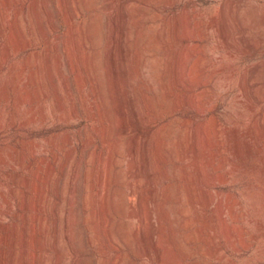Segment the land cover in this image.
I'll use <instances>...</instances> for the list:
<instances>
[{
	"label": "rangeland",
	"instance_id": "1",
	"mask_svg": "<svg viewBox=\"0 0 264 264\" xmlns=\"http://www.w3.org/2000/svg\"><path fill=\"white\" fill-rule=\"evenodd\" d=\"M120 6L119 0H0V57L4 51L7 53L0 67V264L11 263L10 253L11 264H35L32 251L36 252L39 264H54L55 252L49 237L54 223L63 255L57 264H173L163 244L169 235L164 212L173 221L178 208L183 212L187 238L201 254V263L264 264V240L260 237L244 252L229 245L236 241V237L228 235L230 231L234 234L243 229L259 230L246 218L234 220L230 210L223 206L227 200L224 194L228 193L237 201V211L252 218L264 217L253 187V183L264 178V163L260 160L263 153L258 151L264 146V126L259 129L264 123V0H139L131 8L143 9L152 18L148 31L151 58L145 64H137L132 55L121 58L117 48L115 58H110V18L116 21L117 8H123ZM255 11H261L259 55L254 53L233 61L220 31L235 32L236 36L245 30L247 39L252 41L256 34ZM89 16L93 18L95 37L99 41L100 36L104 49L99 77L113 124L117 116L114 100L108 94V74L112 68L120 99L129 104L127 109L132 113H127L132 114V120L136 116L135 121L141 122L140 115L146 118L151 105L160 104L168 110L176 107L168 118L170 138L162 156L152 151L151 182L144 175L128 176L130 158L125 151L132 133L121 138L124 157L119 167L120 187L124 194L132 186L137 192L140 188L147 200L141 211L138 200L131 202V207L121 199L120 216L112 212L106 220L100 214L99 198V172L106 151L101 107L90 95L84 37L76 30L88 25ZM133 23L132 42L136 37ZM203 53H210L208 57L215 62L211 70L214 78L206 90L191 89L190 80L195 76L192 64ZM257 60L261 61L260 81L256 90L246 87L245 105L236 83L238 71L228 74L222 65L230 63L241 69ZM209 95L216 106L200 114L197 106ZM254 117H261L256 125L260 137L253 130ZM214 126H218L216 131ZM175 136L179 137L178 144ZM235 148L245 156L243 174L234 171L240 163L233 153ZM227 171L231 179L228 184H212L215 175ZM42 188L48 198L43 201L46 211L39 212L46 217V229L49 224L50 232H39L36 224L35 233L47 243L40 248L32 240L27 224L39 210L42 199L36 195ZM164 190L171 193L169 199ZM116 221H120L118 233L122 240L115 237L112 244L108 229H115L113 234L116 233ZM60 233L68 236L61 238Z\"/></svg>",
	"mask_w": 264,
	"mask_h": 264
},
{
	"label": "bare ground",
	"instance_id": "2",
	"mask_svg": "<svg viewBox=\"0 0 264 264\" xmlns=\"http://www.w3.org/2000/svg\"><path fill=\"white\" fill-rule=\"evenodd\" d=\"M138 1L139 0H119V4L123 8H117L118 9V13H117V19L115 18L116 21H114L112 18H110L111 19L110 23H111L112 28H113V31L111 32L109 40H108V46L110 47L109 54H110V58L111 59L115 58V55H114L115 48H117L121 58H128V56L132 55L134 57L135 61L137 62V64H145L151 58V56L149 55V52H148V49L150 47V39H148V31L151 28V19L152 18L143 9L138 10L137 8H131ZM100 9H102V8H100ZM222 9L224 10L226 8H222ZM229 10H231V9H229ZM227 11L228 10H226V13H227ZM260 12L259 11L258 12L255 11V14L252 13V14H254L255 19H256L255 26H254V28L256 30V34H255L254 38L252 39V41H249L247 39V34L244 32L245 30L242 31V32H241V30H239L241 33L236 35V36L234 34L235 32L232 33L230 31H225V30L220 31V32H222V38H223L222 40H224V44H226L227 52L229 54V57L232 58L233 61H234V58H239L240 59V58H244L246 55H251V54H254V53L259 55V51H260V47H261V41H260L261 39H259L260 38L259 37V30H260V21H261ZM90 15H91V13H90ZM92 19L93 18H91L89 16V19H88V22H87L88 25L86 27H82L81 26L83 28L82 30L80 29L81 27L78 26V28H76V30L78 31V34L82 32L83 33V37H84V39H82V42L85 43V44L84 45L82 44V45L85 46L84 61H85L87 79H88V81L90 83V89H89V90H91L90 91L91 92L90 95L93 96L94 103H96L97 106L101 107L100 117H101V120L103 122V135L102 136H103V141L105 143L104 145L106 147V151H105L104 157L102 159V166L100 167L101 170L99 172L100 173V187H101V190H100V197L99 196L98 197L101 198V200L99 199L101 201V207H100V212L101 213L100 214H101V216H105V218L103 220H106V216L107 215H111L113 213H115V215L118 214V216H120V209H118L119 200H121V199L123 201L126 200L125 202L128 205H130L131 207H132V203L131 202L138 200L137 201L138 205L140 207V210L142 211L143 208H144V203H145L144 201L147 198L146 194H145V191H143V190L140 191V188L138 187L140 185H138L137 183H135V184L138 185L137 186L139 188L138 192L136 190L134 191V189H136V188L133 189L132 188L133 186H132V187H130L129 193L124 194L122 189H121V187H120V172L121 171H120L119 167H120L121 161H122V159L124 157V153H123L122 148H121V138L124 135H128L129 133H132L131 136H130V139H129L127 150L125 151L126 152L125 154L127 156H129V158H130L129 159V164H130L129 171L127 170V172L129 173L128 176L130 177V176L136 175V174L144 175V177H146V181L151 182L152 181V175L151 174H154L153 172L151 173V162H152L151 161V154H152V151H156L157 154L161 157L162 156V154H161L162 151L164 150V148L169 143V138H170V133H169L170 132V125H169L170 122L169 121L170 120H168V118L173 116V114L176 111V107H173L174 106L173 105L172 108H170L171 110H168L166 108H163V106H161L160 104L151 105L150 112L148 113L147 116H145L146 118H142L143 114L140 115V117L142 119V120L140 119L141 122H138V121L136 122L135 121L136 120V116H134L135 114L133 115L135 117V118L133 117L135 120H132L131 117H130L132 114L129 116V114L127 113L128 111H131V110L127 109V105H129V104L126 105L122 101V99H120V96H119V93H118L120 91H118V84H117L116 79H115L114 68L111 67L112 71L108 74V76H110L111 88H110V92L108 91L109 92L108 94L110 95L112 100H114V103L113 102L112 103L114 104L115 115L117 116L115 125L113 124V122L111 120V114H110V112H109V110H108V108L106 106L107 103H106V100H105V97H104V94H103V91H102V84H101V80H100V77H99V68H100L99 62H100V57H101L104 49L101 46L102 43H101V40H100V36H99V41H98V38L95 37L94 30H93V25H92ZM108 19H109V17H108ZM84 20H85V18H84ZM131 21L134 22L133 25L135 27V36H136L134 38L133 42L131 41V35H130V33H131L130 32L131 31L130 30V24L132 23ZM243 28H244V26H243ZM107 30H109V29H107ZM40 32H41V34H43L45 36V32L42 29H40ZM105 32H107V31H105ZM102 40H104V39H102ZM104 44H105V42H104ZM221 44H223V43H221ZM204 53H203L202 56L198 57L197 59L195 58V61H193L192 67L194 69V73H195L194 75L195 76L190 80L189 88H191V89L193 87H198V88H202V90H206V88L210 85V83L212 82V80L214 78V74H213V72L211 70L214 67L215 62H214L212 57H208L210 53L208 54V56L206 54H204ZM6 54L7 53H5V51L1 54L2 56L0 57V67H2V63L4 62V60L6 58ZM221 56H223V55H221ZM111 59H109L108 61H110ZM225 59H226V57H225ZM260 60H257L253 64L251 63L250 65H246V66L242 67L241 69L237 68L238 66L237 67L236 66L233 67L232 64H230V63L222 65L223 66L222 69L227 71L228 74H234L235 75V72L238 71L237 72L236 83H237V86H238V89H239V95L243 98V102L241 101V103H245V105H247V102L245 100V95H244V94H246L245 93L246 87L250 86V87L254 88V90H256V88L258 87V84H259V81H260V66H261V61ZM228 62H230V61L228 60ZM111 66H113V64ZM219 70H221V69H219ZM1 88H3V87H1ZM249 91H250V89H249ZM122 94H124V92ZM120 95H121V93H120ZM124 95H127V94H124ZM253 101H254V99H253ZM126 103H128V102H126ZM253 103H255V102H253ZM97 106H95V108ZM215 106H216V101H214V98L211 95H209V96H205V99L203 100V102L199 103V105L197 106V110L201 114L204 111L213 110L215 108ZM135 112L136 111H134L133 113H135ZM131 113H132V111H131ZM98 117H99V115H98ZM260 121H261V117H254V125H253L254 132L258 131L256 125ZM261 125H262V127H259V129L263 128L264 123H261ZM212 128L214 129L213 131H216L218 126H214ZM263 130H264V128H263ZM236 131H238V130H236ZM257 133L259 135L261 133V131H260V133H259V131ZM236 135H238V134H236ZM256 136H257V134H256ZM259 137H260V135H259ZM234 138H235V136H234ZM235 139H237V137ZM261 139H260V141H261ZM178 141H179V137H176V139H175V142H177L176 144H178ZM256 143H257V141H256ZM207 145H208V143H207ZM263 147H259L258 148L259 149L258 150L259 153H261V152L263 153L262 155H260V160L262 161V163H264V148ZM233 153L240 160V163L235 165L234 171L236 173V171L238 170V172H241L243 174V172H245V169H244L243 165L246 164L244 162L245 161L244 153L242 151H240L238 148H235ZM102 156L100 158H102ZM158 164H160V163H158ZM164 170H165V168H164ZM254 170H255V168H254ZM254 170H252L253 171L252 173H254ZM261 172H264V169H262ZM249 174H251V173L249 172L248 175ZM258 174L260 175V173H258ZM161 175H163V173H161ZM229 175H230V172H228V171L223 173V174L215 175L211 179V182H212L213 185H216V186H218V185H226L231 180V179H229L230 178ZM236 176H238V175L236 174ZM234 179H236V178H234ZM185 180H186V178H185ZM135 181L137 182L138 180H135ZM232 182L233 181H231V183ZM128 184H129V182H128ZM165 187H166V185H165ZM253 187H254L255 192H256L255 194H256V196L259 197V200H260V203H261L260 204V208H261L260 210H262L264 212V178H263V180L260 179L255 184L253 183ZM53 189H55V188H53ZM37 191L39 193V196L37 197V195H36V198H41L42 199V200L40 199L41 200V205L38 206V204H40V203H38V204L35 203V206L37 205L38 206L37 209L39 208V210H38V212L35 211L37 209L34 210L35 214L32 215V217H31L30 221L28 222L27 226H28V228H29V230L31 232L32 237H33L32 240H34V242H37L38 245H40V248H41V246L43 247V245L45 244V242L43 240L46 241V239L42 238L43 239L42 240L41 237L37 236V233H35L37 231V230H35L36 224L39 226V228L37 226V229H40L39 232H43L46 235H48V232H50V231L47 232V230H49V227H48L49 224L47 226L48 229H46V221L47 220H46V217L42 215V213L46 209L45 208L46 204L43 203L45 197L47 196L46 195V191L44 189L43 190H39L38 189ZM54 191H56V190H54ZM47 192H49V191H47ZM36 194H37V192H36ZM170 195H171L170 192H166L167 199L170 198L169 197ZM224 196H225V199H227V200L225 201V203H223V206L227 207V209L230 210L231 216H232V218L234 220L246 218V219H248L249 222H252L254 224V226L257 227L258 230H259L257 232L256 231L254 232V231H251V230L249 231L247 229H243L242 232H240V233L234 232V234H233V232H231V231L228 233V235H233L234 237H236V241L235 242H230L229 245L233 249H235L236 251H239V252L243 251L244 252V250H247L248 248H250L258 240L259 237L261 238V240H264V217L263 218H252L250 216L244 215L243 212H241V211L239 212V211L236 210L235 206L237 205V201L234 198H231L228 193H225ZM46 198H48V197H46ZM164 199H165V197H164ZM178 200H179V197H178ZM50 201H52V200H50ZM52 202H54V201H52ZM54 203H51V204H53V206H56ZM178 203H180V201H178ZM61 206L59 205V207H61ZM122 206H125V205H122ZM179 207H180V205H179ZM33 209H34V206H33ZM52 209L55 212L53 207H52ZM52 209H48V210L52 211ZM39 211H41L42 213H40ZM149 212H151V211H149ZM66 215L67 214L64 215V218H65ZM115 215H114V217H115ZM129 215L134 216L135 214L133 215V213H131ZM164 215L168 219V224L169 225H168V230L167 231H168L169 235L165 236V238H164L165 241H163V244H164V247L166 248V251L168 252V254L170 256V259L172 260L173 264H175V263H177V264H203L200 261V255H201L200 252L194 246H192V244H190V241L187 238V234L184 231L185 223L183 221V216H182L183 212L178 208V216L173 221L170 219V217H169L170 214H168L167 211L164 212ZM263 215H264V213H263ZM51 216H53V215H51ZM146 216H147V214H146ZM67 218H66V221L69 222ZM139 218L141 219V217H139ZM112 219H114V218L112 217ZM142 220H143V218H142ZM146 220H147V218H146ZM146 220H145V222H147ZM149 220H151V219H149ZM106 222H108V220ZM141 222H144V221H141ZM104 223H103V225L106 224V223L105 224ZM111 223H112V221L110 222V224ZM119 223H120V221L117 222L116 226L115 225L112 226V228L114 226L117 227L116 233H118V231H119ZM113 224H115V223H113ZM56 226L57 225L54 223V225L52 226V227H54V230H52L53 233L49 234V237L51 235V239L49 238L50 239V246L52 247L53 251L55 252L54 264H57L60 261V259H62L61 256H63L60 253L59 248H58L59 247L58 241L60 242V240H58ZM111 230L108 229V231H110V232H108L109 233L108 237L110 238V241L112 242V244H113L114 240L116 239L115 237H118L120 239V242H121V240H122L121 235L119 233L118 234H116V233L113 234V231L115 229L112 232H111ZM61 233H60V237L62 238V236L64 234L61 235ZM115 234L117 236H115ZM29 235H30V233H29ZM38 235H40V234H38ZM43 236H45V235H43ZM64 236H68V234L66 235V233H65ZM45 238H46V236H45ZM65 238H67V237H65ZM152 238H153V236H152ZM227 238H228V236H227ZM29 241H30V239H29ZM115 242H118V241H115ZM119 244H121V243H119ZM33 245H34V243H33ZM48 246H49V244H48ZM48 246H47V248H48ZM119 248H120V246H119ZM10 254H11V257H10L9 260L12 263L13 262V258H12L13 256H12V253H10ZM47 256H48V254H47ZM31 258L35 259V262H36L35 264H39L38 263L39 261H36L37 260L36 252L32 251ZM2 259H3V257H2ZM201 260H202V258H201ZM179 261H180V263H179ZM40 263H41V261H40Z\"/></svg>",
	"mask_w": 264,
	"mask_h": 264
}]
</instances>
